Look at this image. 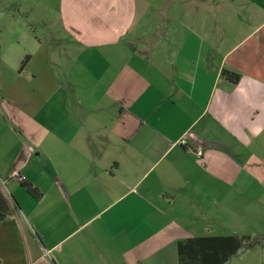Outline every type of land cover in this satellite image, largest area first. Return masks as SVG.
Wrapping results in <instances>:
<instances>
[{
	"label": "crops",
	"instance_id": "crops-1",
	"mask_svg": "<svg viewBox=\"0 0 264 264\" xmlns=\"http://www.w3.org/2000/svg\"><path fill=\"white\" fill-rule=\"evenodd\" d=\"M37 5L47 35L25 38L0 104V264H178L187 239L263 241L264 0Z\"/></svg>",
	"mask_w": 264,
	"mask_h": 264
},
{
	"label": "rangeland",
	"instance_id": "rangeland-1",
	"mask_svg": "<svg viewBox=\"0 0 264 264\" xmlns=\"http://www.w3.org/2000/svg\"><path fill=\"white\" fill-rule=\"evenodd\" d=\"M38 2L39 0H0V104L3 95L10 88L11 81L19 68L20 56L24 57L25 53H27L25 52V49L28 48L24 42L25 38L32 34L33 37L36 35L37 39H44V35H47L38 22L30 20V16L35 17L41 13L47 14L49 18H52L50 8L45 9L43 6H38ZM65 40L67 39L64 38V41H61L66 48L67 41ZM66 50L70 53L66 52L63 54L60 50H53L52 56H58L62 62H69V58L74 53L69 48H66ZM56 70L58 78L64 80L61 70ZM67 87L70 88V86ZM2 115V109L0 108V116ZM35 162L39 163L37 159ZM38 163L36 167H38ZM261 186L264 190V185ZM262 231L263 237L261 238H264V228ZM231 258L227 264H264V240H259V244L254 245L252 251L244 252Z\"/></svg>",
	"mask_w": 264,
	"mask_h": 264
},
{
	"label": "trees",
	"instance_id": "trees-1",
	"mask_svg": "<svg viewBox=\"0 0 264 264\" xmlns=\"http://www.w3.org/2000/svg\"><path fill=\"white\" fill-rule=\"evenodd\" d=\"M25 57L20 64L21 71L27 62ZM224 78L236 84L240 75L237 73L224 71ZM27 193L34 199L39 200L41 193L31 184L20 182ZM11 215L8 200L0 190V221ZM257 244L255 239L248 236H207L187 239L177 244L178 264H225L239 250L250 248Z\"/></svg>",
	"mask_w": 264,
	"mask_h": 264
},
{
	"label": "built area",
	"instance_id": "built-area-1",
	"mask_svg": "<svg viewBox=\"0 0 264 264\" xmlns=\"http://www.w3.org/2000/svg\"><path fill=\"white\" fill-rule=\"evenodd\" d=\"M201 155H202L201 150H197V151H196V156H197L198 158H200ZM12 178L18 180L19 182L24 181V178H23L22 176H20L18 173L13 174V175H12ZM1 183L3 184V182H1Z\"/></svg>",
	"mask_w": 264,
	"mask_h": 264
}]
</instances>
